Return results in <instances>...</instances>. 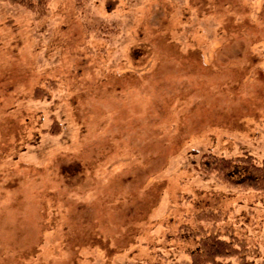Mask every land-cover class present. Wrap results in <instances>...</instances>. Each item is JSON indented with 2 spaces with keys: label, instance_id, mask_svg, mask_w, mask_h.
I'll return each instance as SVG.
<instances>
[{
  "label": "rangeland",
  "instance_id": "1",
  "mask_svg": "<svg viewBox=\"0 0 264 264\" xmlns=\"http://www.w3.org/2000/svg\"><path fill=\"white\" fill-rule=\"evenodd\" d=\"M47 6L0 0V264H190L203 210L264 264V192L203 171L264 164V0Z\"/></svg>",
  "mask_w": 264,
  "mask_h": 264
},
{
  "label": "trees",
  "instance_id": "2",
  "mask_svg": "<svg viewBox=\"0 0 264 264\" xmlns=\"http://www.w3.org/2000/svg\"><path fill=\"white\" fill-rule=\"evenodd\" d=\"M16 2L31 10L47 8L50 0H4ZM79 0H77L78 2ZM79 4V3H78ZM45 91L37 88L35 92ZM40 94V93H37ZM203 160V171L212 172L224 183L236 187L264 192V164H261L251 154L239 156H220L209 153ZM193 219L196 229L183 225L185 235L198 240L196 249L187 250L190 264H255L250 257L258 249L231 230L222 231L218 224L227 219V214L222 210H203L195 213ZM211 225V228H207ZM137 264H159L144 263ZM177 264V263H169Z\"/></svg>",
  "mask_w": 264,
  "mask_h": 264
}]
</instances>
